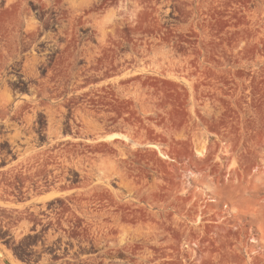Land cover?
Masks as SVG:
<instances>
[{"label": "rangeland", "instance_id": "obj_1", "mask_svg": "<svg viewBox=\"0 0 264 264\" xmlns=\"http://www.w3.org/2000/svg\"><path fill=\"white\" fill-rule=\"evenodd\" d=\"M0 264H264V0H0Z\"/></svg>", "mask_w": 264, "mask_h": 264}]
</instances>
